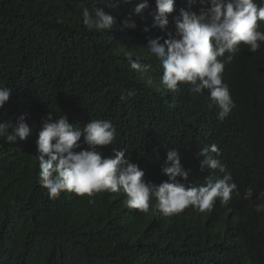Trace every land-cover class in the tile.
<instances>
[{
    "label": "trees",
    "instance_id": "16d2710c",
    "mask_svg": "<svg viewBox=\"0 0 264 264\" xmlns=\"http://www.w3.org/2000/svg\"><path fill=\"white\" fill-rule=\"evenodd\" d=\"M105 3L0 0V86L12 90L4 119L25 116L33 135L49 115L66 116L80 128L91 119L110 120L117 135L106 147L129 150V158L147 168L153 143L173 139L181 163L215 144L238 182L241 224L206 232L194 213L184 209L168 218L154 199L147 213L129 208L122 191H64L51 199L39 183L32 142L0 136V264H264V197L258 198L264 191V44L253 53L241 43L225 64L223 82L234 107L220 126L219 109L214 112L207 96L183 83L169 92L161 75L131 69L129 52L150 65L140 40L150 18ZM85 7L103 8L115 24L89 29ZM129 15L136 27L121 31ZM257 30L264 32V21ZM128 92L134 95L122 100ZM11 131L10 124L6 134Z\"/></svg>",
    "mask_w": 264,
    "mask_h": 264
},
{
    "label": "clouds",
    "instance_id": "9594fccd",
    "mask_svg": "<svg viewBox=\"0 0 264 264\" xmlns=\"http://www.w3.org/2000/svg\"><path fill=\"white\" fill-rule=\"evenodd\" d=\"M196 3L197 0H106L105 4L150 18L141 38L133 34L140 38L144 58L148 57L150 65H142L129 52L126 58L131 69L142 73L151 69L161 75V84L169 92L177 91L183 83L201 98L207 96L214 112L216 107L219 109L215 117L221 126L234 107L223 82L225 64L233 62L241 43L253 53L264 44V32L257 30L258 23L264 21V0ZM82 16L84 25L96 31L110 30L116 22L101 7L92 11L85 7ZM135 27L129 15L120 30ZM11 95L10 88L0 86V136L9 143L32 142L38 153L39 183L51 199L64 191L81 196L122 191L129 208L147 213L154 199L155 207L168 218L180 217L184 209L194 213L206 232L219 234L226 227L241 224V212L235 203L239 200L238 182L227 171L224 152L215 144L198 148L181 163L183 157L172 145L173 139L168 138L162 145L153 143L149 153L155 156H149L147 168L140 158L131 160L129 150L113 148L112 153L106 147L117 135L110 120L91 119L80 128L66 116L53 119L49 115L34 135L25 116L5 120V104ZM133 95L128 92L121 99ZM10 124L12 131L6 134ZM251 197L252 191L248 190L245 198ZM259 197H264V191ZM260 209L257 205L256 210Z\"/></svg>",
    "mask_w": 264,
    "mask_h": 264
}]
</instances>
